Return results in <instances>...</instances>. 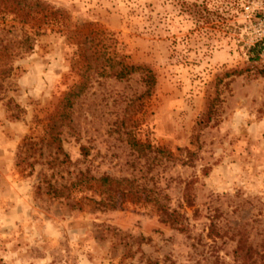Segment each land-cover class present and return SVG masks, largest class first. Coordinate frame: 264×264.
I'll return each instance as SVG.
<instances>
[{
    "label": "rangeland",
    "instance_id": "374dc122",
    "mask_svg": "<svg viewBox=\"0 0 264 264\" xmlns=\"http://www.w3.org/2000/svg\"><path fill=\"white\" fill-rule=\"evenodd\" d=\"M34 1L0 0V264H264V0Z\"/></svg>",
    "mask_w": 264,
    "mask_h": 264
},
{
    "label": "trees",
    "instance_id": "16d2710c",
    "mask_svg": "<svg viewBox=\"0 0 264 264\" xmlns=\"http://www.w3.org/2000/svg\"><path fill=\"white\" fill-rule=\"evenodd\" d=\"M12 4H14V9H20V12L22 13L23 17H27L30 12H32L33 10L36 9V6L39 5V3H37L36 1H31V0H11ZM202 10H204L205 15L204 14H199V17H203L204 20L206 22H208L209 20V10L206 6V4H202ZM203 15V16H202ZM32 44L29 42V36H25V42L22 43V45H18L19 49L22 50H29L31 49ZM19 50V51H22ZM93 53H97L96 51ZM110 61L109 64V73L111 75H113L116 78H123L125 76H127L128 74H130L133 71H139L140 73H142V80L144 81L145 85L147 86L146 91H148L152 86L155 85L156 83V76L155 73L152 71V69L148 66L145 65H133V64H126L120 60H118V58H107ZM115 65H119L118 67L115 68ZM106 68H97L99 74L101 75H106L107 70H105ZM86 71H83L81 74V78L82 81L80 83H78L72 90L68 91L65 96L62 99L61 102V107L59 110L60 116L63 119L67 118V114L65 109L69 108L72 105V97L74 96H78L84 86H85V81L88 78V75L85 74ZM57 124L56 122L52 123V130L54 131L55 129H57ZM52 142H55V144H57V148L58 149H62L61 148V140L59 138L58 132L56 131L55 133L52 134ZM82 177H85V175L82 173L81 174ZM81 177V178H82ZM86 178V177H85ZM91 179H95V178H91ZM100 182L102 184H116V187L114 185V187H110L108 189H106V191H108V196L110 201H114L117 194H113L112 191L115 190V192H117L118 194L120 193H136L139 191V188L134 187L129 180L127 179H113L110 178L108 176H101L99 178ZM184 200L186 202V204L188 206H193V199L191 198L190 194H189V188L188 186H186L184 188ZM197 211V210H195ZM162 222L168 223L171 227H177L180 230L184 229V225L181 222V215L176 212V210H172L169 211L167 209L162 208Z\"/></svg>",
    "mask_w": 264,
    "mask_h": 264
},
{
    "label": "built area",
    "instance_id": "2783aa9c",
    "mask_svg": "<svg viewBox=\"0 0 264 264\" xmlns=\"http://www.w3.org/2000/svg\"><path fill=\"white\" fill-rule=\"evenodd\" d=\"M264 23V18L261 20V24H263Z\"/></svg>",
    "mask_w": 264,
    "mask_h": 264
}]
</instances>
